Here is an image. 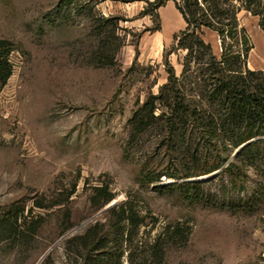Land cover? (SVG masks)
<instances>
[{"label":"rangeland","instance_id":"obj_1","mask_svg":"<svg viewBox=\"0 0 264 264\" xmlns=\"http://www.w3.org/2000/svg\"><path fill=\"white\" fill-rule=\"evenodd\" d=\"M153 1L0 0V264H70L126 200L138 239L177 230L165 264H264V32L238 0H207L199 38Z\"/></svg>","mask_w":264,"mask_h":264},{"label":"trees","instance_id":"obj_2","mask_svg":"<svg viewBox=\"0 0 264 264\" xmlns=\"http://www.w3.org/2000/svg\"><path fill=\"white\" fill-rule=\"evenodd\" d=\"M169 0H154L155 7L164 5ZM239 9L236 17L241 13H248L258 18V24L264 32V0H238ZM207 0H180L176 6L186 22L185 33L207 26V13L204 5ZM222 35L223 31L218 30ZM240 32L244 34L242 41V56L246 58L253 44L246 37V29L241 27ZM197 38L198 35H196ZM201 43H203L200 40ZM14 49L12 41L0 37V88H2L13 72V66L9 55ZM211 59L217 62L215 56ZM224 62V57L219 63ZM220 78L223 93L242 97L246 90L244 85L238 86L237 80ZM256 142L249 144L246 148L250 151ZM106 220L96 221L85 228L81 233L75 234L65 241L66 258L70 264H123V259L128 264H165L167 248L173 240L177 230L158 233L152 240L138 239V230L143 220L139 218L138 211L130 200H126L111 208ZM167 236V237H166ZM169 237V238H168Z\"/></svg>","mask_w":264,"mask_h":264},{"label":"water","instance_id":"obj_3","mask_svg":"<svg viewBox=\"0 0 264 264\" xmlns=\"http://www.w3.org/2000/svg\"><path fill=\"white\" fill-rule=\"evenodd\" d=\"M111 206H113V204L109 205L107 208H105V210L108 209V208H110Z\"/></svg>","mask_w":264,"mask_h":264},{"label":"bare ground","instance_id":"obj_4","mask_svg":"<svg viewBox=\"0 0 264 264\" xmlns=\"http://www.w3.org/2000/svg\"><path fill=\"white\" fill-rule=\"evenodd\" d=\"M220 39V38H219Z\"/></svg>","mask_w":264,"mask_h":264}]
</instances>
